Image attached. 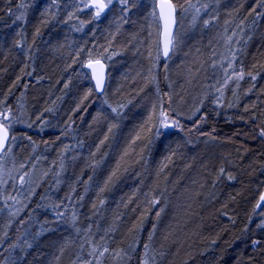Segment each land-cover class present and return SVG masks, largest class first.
<instances>
[{
  "label": "trees",
  "instance_id": "obj_1",
  "mask_svg": "<svg viewBox=\"0 0 264 264\" xmlns=\"http://www.w3.org/2000/svg\"><path fill=\"white\" fill-rule=\"evenodd\" d=\"M172 2L164 61L155 0H0V114L53 167L0 215V264H264V0ZM184 9L205 32L183 52Z\"/></svg>",
  "mask_w": 264,
  "mask_h": 264
},
{
  "label": "rangeland",
  "instance_id": "obj_2",
  "mask_svg": "<svg viewBox=\"0 0 264 264\" xmlns=\"http://www.w3.org/2000/svg\"><path fill=\"white\" fill-rule=\"evenodd\" d=\"M103 1L105 4L108 3V0ZM83 4H88L91 6L93 4V0H83ZM84 9L91 10L95 16H97L94 8L84 7ZM202 12L203 9L199 10V13ZM100 15H102V12ZM204 18V15L202 16L201 14L192 12L190 9H187V11L182 13L176 51L183 50L184 52L186 49H189L191 43L196 40L197 35L199 33L205 32V29L203 28ZM144 19L145 21L153 22L150 14H147ZM144 26H146L145 23ZM144 26L139 29V32L141 30V32L145 34L148 33V30L147 27ZM106 28H108V26ZM150 29L152 28L150 27ZM125 33H129V30L127 29ZM174 43L175 39L173 38V47ZM22 113H25V111L23 110ZM22 113L18 114L17 118L13 116L10 117L8 114H6V116H8V120L4 122L6 126L10 125V140L6 150L0 156V203L6 204L5 206L0 205V209L3 210V212H0V215L4 216L2 218L9 222H12L20 217L33 193L39 188L40 185H42V181L53 168L51 165L43 167L39 160L33 161L29 144H26L27 148H29V157L21 159L23 151L20 147L16 149V145H18L20 140L19 130L28 126L24 120L19 122V115L24 117ZM3 116V114L0 115V119H3ZM11 137H15V139L13 140ZM21 178L23 179L21 180Z\"/></svg>",
  "mask_w": 264,
  "mask_h": 264
},
{
  "label": "snow or ice",
  "instance_id": "obj_3",
  "mask_svg": "<svg viewBox=\"0 0 264 264\" xmlns=\"http://www.w3.org/2000/svg\"><path fill=\"white\" fill-rule=\"evenodd\" d=\"M119 2L124 5L127 6L128 4V0H119ZM186 2L189 4V7H194L193 5H191L190 0H186ZM112 3V0H108V3L105 4L103 2V0H93V4L90 6L88 4H85L84 7H92L95 9L96 11V15L99 16L101 14V12H103V10L105 8H107L110 4ZM181 7H183L181 5ZM185 11H187V9H184ZM199 11V9H197V12ZM175 12H176V5L172 2V0H160L159 3V13H157L156 11H153L152 15L156 16L159 15V17L161 19H163L164 21V25H165V37H166V42H165V55H167V51L169 46L172 45V26L175 24ZM96 63H99V61H97ZM89 68H92V64L89 63L88 65ZM242 78V77H241ZM253 79H255V77H253ZM102 78H100L99 76L97 77V84H96V88L98 90H102ZM113 111H116V109H113ZM2 115V114H0ZM161 116H163V119H161L159 121L160 125L164 126V127H168L167 125V115L165 113H161ZM8 120V116L4 115L3 119H0V152H3L10 140L9 137V127L10 125H5V121ZM176 126H178V124H176ZM157 134H159L160 128L157 127L156 129ZM261 135H264V132L261 133ZM11 139H15V137H11ZM10 150V149H9ZM23 178H21L22 180ZM261 200H264V196L261 197ZM256 243V242H254ZM105 251H107V249H105ZM146 264V262H145Z\"/></svg>",
  "mask_w": 264,
  "mask_h": 264
},
{
  "label": "water",
  "instance_id": "obj_4",
  "mask_svg": "<svg viewBox=\"0 0 264 264\" xmlns=\"http://www.w3.org/2000/svg\"><path fill=\"white\" fill-rule=\"evenodd\" d=\"M159 3H160V0H155V11L157 13H159ZM157 18H158V22H159V48H160V54H161L162 59L165 61V60H167L170 57L171 52H172L173 38H174L175 29H176V22H177L176 18H177V16H176V12H175V24L172 26V29H171V31H172V45L169 46L168 51H167V55H165L166 37H165L164 21H163V19H161L159 17V15H157ZM97 61H99V63H96ZM89 63L92 64V68L88 67ZM84 69L86 70V72H88V74L90 76V80L92 82V85L94 87V91H95L96 95H98V96L102 95L104 90H105L106 83H107V65H106V63L102 59L88 60L84 64ZM98 76L100 78H102V81H103L102 90H98L96 88L97 77ZM6 148H7V146H6ZM6 148H5V150H6ZM3 152H0V156L2 155ZM262 196H264V190L262 192L261 197ZM260 203L261 204L264 203V200H261V198H260Z\"/></svg>",
  "mask_w": 264,
  "mask_h": 264
}]
</instances>
